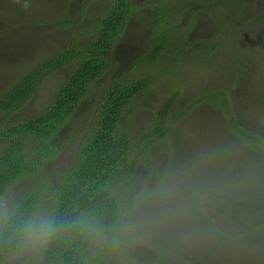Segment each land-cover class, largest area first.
Returning a JSON list of instances; mask_svg holds the SVG:
<instances>
[{
    "label": "rangeland",
    "instance_id": "1",
    "mask_svg": "<svg viewBox=\"0 0 264 264\" xmlns=\"http://www.w3.org/2000/svg\"><path fill=\"white\" fill-rule=\"evenodd\" d=\"M189 1L190 8L183 9L181 4L187 0H138L137 7H141L136 11L141 12L131 18L124 31L125 39L129 38V42H125L130 46L127 49L131 48L126 56L133 60L159 40L157 34L162 30V24L158 25V31L148 24L147 19L151 20L153 13L146 7L161 9L166 5L165 9L171 10L177 22L184 21L179 26L184 28L191 23L188 29H192V25L201 29L189 40L190 32L178 29L181 32L157 63L155 88L135 103L137 112L129 121L134 135L147 127L154 110L166 95L179 91L169 117L171 129L168 135L149 148L148 157L141 156L139 172L129 182L128 193H121L122 197H127L126 201L140 197L143 200L117 228L118 241H113L108 264H206L200 262L204 257H209L212 264H264V237L247 238L244 236L246 229L240 232L244 236L241 237L237 225L242 222L237 216L229 220L226 210L233 205V197L239 195L241 200L250 201L249 197L254 200L259 196L255 190L260 189L257 182L261 181L260 172L264 171L260 150H255L242 136L235 134L222 105L212 102L192 104L202 90H227L232 111L241 123L254 129L264 126V59L257 55L261 53L260 46L264 49V0L244 1L243 7L249 14L241 17L243 24L237 15L238 4L229 11H214L213 7H218L223 0L218 5H211L206 0ZM22 2L25 0H0V91L16 82L28 67L61 51L74 39V27H63L66 15L85 25V22L94 23L105 16L112 5L111 0H27L31 5L28 10L14 11L16 5L22 6ZM177 9L181 11L179 15ZM230 21L238 27L234 28L238 30L234 37L238 42L223 40L220 46L212 49L214 52L209 58L198 59V44L191 46L194 45L192 42L206 41L220 30L225 33L220 25L229 27ZM137 31H141L137 40L142 42H132L135 47L131 41ZM187 42L192 43L191 47L185 49L188 51L173 67L175 47H182ZM203 46L207 45L204 43ZM239 68L251 72L247 75L246 88H233V75ZM114 70L111 66L108 73L92 84L78 121L66 125L56 136V142L70 139L74 130L83 133L90 130L95 111L91 101L97 98L104 84L112 82L117 75ZM71 71L72 68L67 67L46 78L28 105L6 121L4 129L45 112L51 96ZM147 71L146 66L138 69L133 79L142 78ZM246 97H249L248 101H245ZM86 113L89 118L83 120ZM80 141L81 136H75V141L48 163L51 179H57V172L72 163ZM41 181V174L22 180L0 198V230L19 198L28 191L39 189ZM230 192L233 196L228 195ZM39 215H45L43 210ZM228 230L236 231L230 233ZM165 245L171 253L160 261L158 253L160 248L166 250ZM9 261L10 264H41L42 255L40 251L22 250Z\"/></svg>",
    "mask_w": 264,
    "mask_h": 264
},
{
    "label": "trees",
    "instance_id": "2",
    "mask_svg": "<svg viewBox=\"0 0 264 264\" xmlns=\"http://www.w3.org/2000/svg\"><path fill=\"white\" fill-rule=\"evenodd\" d=\"M111 1V9L105 16L97 18L94 23L85 22L84 25L81 20L73 21L66 15L63 27H74V39L66 43L61 51L51 53L40 63L28 67L16 82L0 91V198L18 182L38 174L42 176L41 187L32 188L33 190L22 195L2 225L0 264H10V257L21 254L22 249L13 239L14 225L30 216L39 215L41 210L45 216L52 215L65 226L40 251L41 264H108L110 251L114 247L113 241L114 239L118 241L117 228L143 200L140 197L138 200L134 198L126 201L127 197H122L121 193H128L129 182L133 181L139 172L137 169L141 156L148 157L149 148L168 135L171 129L169 117L178 99L179 91L166 95L160 106L154 110L151 122L142 132L140 131L141 133L137 132L139 134L134 135L129 121L137 112L135 103L139 99L143 100L144 95L155 88L158 78L157 63L163 51L172 45L174 37L179 35L178 32H181L179 30L189 31L187 37L189 40L193 39L192 35L201 29L196 28L195 25H192V29H188L191 23L184 28L179 26V23L184 21L177 22L176 16L170 9H165L164 3L165 6H161V9L146 7L148 12L153 13L152 19H147L148 24L156 31L160 29L158 25L162 24L163 33L158 32L159 40L153 43L145 54L131 60L126 56L131 48L127 49L130 46L125 42H129V38L125 39L124 31L131 18L141 12L136 11L141 6L137 7L138 0ZM187 1L181 4L183 9L190 8L191 1ZM223 1L206 0L205 2L211 5L222 2L218 7H213L214 11L217 9L229 11L233 5L238 4L240 5L238 17H247L249 14L243 7L245 0ZM23 4L24 2L19 7L16 5L14 11L23 8ZM164 11H168L171 17L175 16L174 19L169 18ZM176 12L178 15L181 13L180 9ZM242 18L240 21L243 24ZM225 26L220 25L225 33H221L220 30L217 35L206 41L198 39L192 42L194 45L187 42L182 47H175L173 67L179 63L180 56L188 51L185 49L191 46L198 44L196 49L198 59L205 61L214 52L216 45L220 46L223 40L238 42L234 38L238 34V30L234 29L237 27L236 24L230 21L229 27ZM133 34L134 40L131 43L142 42L137 40L141 31ZM78 37L82 40L78 41ZM204 43L207 46H203ZM259 50L261 53L257 55L264 59L262 46ZM187 55L190 56V54L185 56ZM251 59L253 58L247 60ZM111 66L115 68L117 75L112 82L103 85L102 91L95 99L96 102L91 101V107L93 105L95 111L91 118L90 130L86 133L74 130L70 139L63 140V143L56 142V136L66 125L78 121L82 113L80 110L82 103L92 84L103 74L108 73ZM144 66L148 67L145 76L133 79L134 73ZM67 67H71L73 71L51 96V103L45 112L11 124L4 129L6 121L28 105L46 78ZM247 70L239 68L233 75V88L247 87V75L251 73ZM248 98L246 97L245 101H248ZM229 101L230 94L227 90L207 88L201 91L192 104L212 102L222 105L235 134L242 136L255 150H260L264 165V126L254 129L241 123L232 111ZM88 118L89 113H86L82 119ZM79 135L81 141L77 145L74 160L57 172V179L53 177L51 179L48 176V173L51 174L48 163L53 161L68 144L75 141V136ZM257 175L258 173L256 177ZM260 177L261 181L257 182V187L260 189L255 190V193H259L257 198L253 200L249 197L250 201L241 200L238 195L231 199L233 205L226 209L229 220L237 216L242 222L241 225H237L239 226L237 231L240 234L246 229L244 236L247 238L264 237V171L260 172ZM232 194L233 192H230L228 195L233 196ZM80 218L85 220L87 230H82L75 224ZM228 231L233 233L236 230ZM240 236L244 237L241 234ZM166 247V250L161 248L159 250L160 261L171 253L167 252L169 246ZM200 262L213 263L209 257L201 258Z\"/></svg>",
    "mask_w": 264,
    "mask_h": 264
},
{
    "label": "clouds",
    "instance_id": "3",
    "mask_svg": "<svg viewBox=\"0 0 264 264\" xmlns=\"http://www.w3.org/2000/svg\"><path fill=\"white\" fill-rule=\"evenodd\" d=\"M31 5L25 0L24 10ZM75 224L82 230H87V224L83 218ZM52 215H33L16 223L13 227V239L23 251L43 250L64 228Z\"/></svg>",
    "mask_w": 264,
    "mask_h": 264
}]
</instances>
